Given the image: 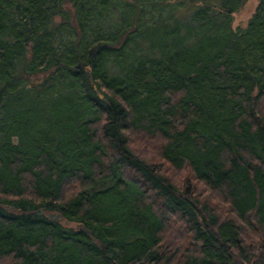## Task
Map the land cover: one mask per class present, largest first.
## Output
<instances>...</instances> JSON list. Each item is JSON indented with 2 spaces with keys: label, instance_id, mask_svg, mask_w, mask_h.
<instances>
[{
  "label": "trees",
  "instance_id": "1",
  "mask_svg": "<svg viewBox=\"0 0 264 264\" xmlns=\"http://www.w3.org/2000/svg\"><path fill=\"white\" fill-rule=\"evenodd\" d=\"M245 1L0 0V264H264Z\"/></svg>",
  "mask_w": 264,
  "mask_h": 264
},
{
  "label": "rangeland",
  "instance_id": "2",
  "mask_svg": "<svg viewBox=\"0 0 264 264\" xmlns=\"http://www.w3.org/2000/svg\"><path fill=\"white\" fill-rule=\"evenodd\" d=\"M257 3L258 0H246L244 4L236 12L233 13L232 26L233 27L245 26L248 19L255 10ZM67 225L72 226L71 224H67Z\"/></svg>",
  "mask_w": 264,
  "mask_h": 264
},
{
  "label": "water",
  "instance_id": "3",
  "mask_svg": "<svg viewBox=\"0 0 264 264\" xmlns=\"http://www.w3.org/2000/svg\"><path fill=\"white\" fill-rule=\"evenodd\" d=\"M41 213V210H38L37 214H40Z\"/></svg>",
  "mask_w": 264,
  "mask_h": 264
}]
</instances>
